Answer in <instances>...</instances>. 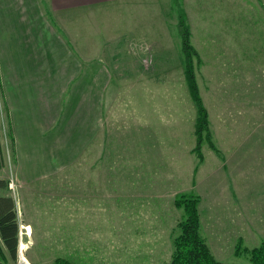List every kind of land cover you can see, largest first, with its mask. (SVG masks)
Wrapping results in <instances>:
<instances>
[{"label": "rangeland", "instance_id": "obj_1", "mask_svg": "<svg viewBox=\"0 0 264 264\" xmlns=\"http://www.w3.org/2000/svg\"><path fill=\"white\" fill-rule=\"evenodd\" d=\"M144 9L149 24L138 32L133 25L123 33L125 17L114 10L76 21L74 29L98 40L114 74L100 108V137L77 161L64 160L60 146L75 137L65 132L69 95L48 108L47 152L24 144L19 160L0 81V180L8 182L0 196L14 199L22 232L17 261L3 264H25L22 257L30 264H170L183 220L180 195L199 196L200 232L220 263L252 264L246 250L264 244V0H154ZM182 16L200 58L194 74L216 148L203 143V162ZM51 168L109 169L115 176L95 196L89 187L81 197L74 177L42 175Z\"/></svg>", "mask_w": 264, "mask_h": 264}, {"label": "crops", "instance_id": "obj_2", "mask_svg": "<svg viewBox=\"0 0 264 264\" xmlns=\"http://www.w3.org/2000/svg\"><path fill=\"white\" fill-rule=\"evenodd\" d=\"M147 1L154 0H0L2 99L19 160L23 158L24 144L39 146L38 152L42 148L47 152L46 138L53 127V115H49L48 108L56 97L69 95L73 102V110L64 122L65 132L75 137L60 144L66 149L64 160L77 161L87 145L99 139L100 108L103 97L112 89L114 74L101 58L98 40L85 36L84 29L83 33L74 29L76 21L98 18L106 9V13L114 10L117 18L125 17L123 24H119L123 33L133 25L134 32H138L149 24L141 17ZM99 28L94 30L99 32ZM112 36L109 33L102 40ZM58 137L56 133L53 139ZM70 142L71 148L67 147ZM60 173L74 177V187L78 182L81 197L89 187L95 196L97 186L110 184L113 179L109 178L115 176L109 169L74 168H51L42 175ZM0 244L4 248L1 235Z\"/></svg>", "mask_w": 264, "mask_h": 264}, {"label": "trees", "instance_id": "obj_3", "mask_svg": "<svg viewBox=\"0 0 264 264\" xmlns=\"http://www.w3.org/2000/svg\"><path fill=\"white\" fill-rule=\"evenodd\" d=\"M176 3L179 0H175ZM178 6V4H177ZM182 10V9H181ZM181 35V49L184 55L185 79L193 102L197 109L196 135L197 156L203 162L201 146L204 142L216 149L209 134V121L200 98L199 88L194 74V61L200 62L191 41V31L184 17L179 23ZM216 151V150H215ZM4 167V154L0 134V169ZM8 182L0 180V189H7ZM200 198L196 195H180L176 201V208L183 211V220L179 224L180 234L174 239V252L170 264H222L213 256L209 246L200 232ZM20 225L14 199L0 196V235L3 245H0V264L7 259L16 262L18 259ZM252 264H264V244L253 250H246ZM8 258H7V257ZM54 264H74L69 260L58 258Z\"/></svg>", "mask_w": 264, "mask_h": 264}, {"label": "bare ground", "instance_id": "obj_4", "mask_svg": "<svg viewBox=\"0 0 264 264\" xmlns=\"http://www.w3.org/2000/svg\"><path fill=\"white\" fill-rule=\"evenodd\" d=\"M26 229L28 230V233H31V229L29 227H26ZM26 249V246H24L22 244V247H21V250L24 251ZM22 262L25 263V264H30L26 258L22 257Z\"/></svg>", "mask_w": 264, "mask_h": 264}, {"label": "built area", "instance_id": "obj_5", "mask_svg": "<svg viewBox=\"0 0 264 264\" xmlns=\"http://www.w3.org/2000/svg\"><path fill=\"white\" fill-rule=\"evenodd\" d=\"M20 236H22V232L20 233Z\"/></svg>", "mask_w": 264, "mask_h": 264}]
</instances>
